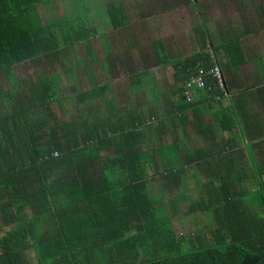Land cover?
Wrapping results in <instances>:
<instances>
[{
  "label": "trees",
  "instance_id": "obj_1",
  "mask_svg": "<svg viewBox=\"0 0 264 264\" xmlns=\"http://www.w3.org/2000/svg\"><path fill=\"white\" fill-rule=\"evenodd\" d=\"M49 1L0 0V264H264V140L241 146L237 105H224L229 96L217 88L199 89L217 102L216 122H204L210 110L193 103L194 93L166 95L183 115L178 123L191 118L197 130L204 122L208 145L187 147L173 134L169 103L166 114L134 109L123 119L111 105L102 111L105 86L65 91L63 71L18 78L20 65L61 61L79 45L92 71L97 29L87 0H71L67 15L43 24L38 6ZM105 12L113 29L128 28L121 0ZM202 20L206 41L182 62L185 80L198 64L215 60L224 75L245 61L235 38L213 47ZM156 50L166 62L162 43ZM166 120L175 142L164 143ZM184 218L196 226L188 238L176 227Z\"/></svg>",
  "mask_w": 264,
  "mask_h": 264
},
{
  "label": "crops",
  "instance_id": "obj_2",
  "mask_svg": "<svg viewBox=\"0 0 264 264\" xmlns=\"http://www.w3.org/2000/svg\"><path fill=\"white\" fill-rule=\"evenodd\" d=\"M224 2L229 3V6L225 5L228 16L223 17V20H225L223 24H221V10L215 13V20L213 21L207 20L206 16L204 18L206 29L211 35L209 39L213 47L218 48L227 37H232L239 41L244 52L245 61L239 69L229 70L223 75L230 92L229 99L223 100V104L228 105L230 103L234 107L235 103L239 109L243 123L236 124L234 133L242 146L244 143L248 145L250 142L254 143L264 140V0H224ZM107 3L100 7L96 13L103 21L104 26L109 28H105L103 31L96 30L97 34L93 38L94 49L96 50L97 47H100L103 52V73L99 68L98 55L95 53L96 61L92 64L98 63V65L95 69L91 67L92 71L88 70L86 73L87 87L89 82L97 83L98 86H105L104 96L107 97L106 101L109 105H100L102 106V111H107V108L111 105L110 111L118 118L124 119L127 117L128 107L126 102L117 104L114 101L109 85H119L124 81H127V83L122 90L118 87L117 95L125 93L126 97L121 95V100L129 99L127 104H132L131 110L135 109L140 114L142 112L150 114L154 111L156 116L159 113L166 114L164 106L169 103L168 111L173 108L171 101L175 98L172 95L174 92L181 90L184 84L186 74L182 73L185 66L182 62L198 53L200 51V43L206 41L203 38V30L201 31L202 25L199 23L198 26L190 29L194 34L193 39L188 40L189 43H186L187 40L183 35L181 41H176L174 39L175 32H173L168 37L167 43L161 37H158L152 39L148 44H144L140 40L142 37L141 31H133L131 29V22L124 3L129 19L128 28L113 29L107 23L108 15H106L107 19L103 15V8L105 11ZM94 15L93 12L90 13L95 26L96 19ZM199 18L202 20L201 14L198 16ZM135 21L137 25L147 22L140 19H135ZM208 23L210 27L207 26ZM159 42L162 43L168 55L166 62L157 60L156 43ZM103 47L107 48V50L104 51ZM108 48L111 49V54L107 55ZM221 56L222 53L219 51L218 62H221ZM209 64L212 65V63ZM166 95H170V102ZM162 96H164L165 101H168L167 103L159 101ZM206 100H210V102ZM96 103L99 104L98 102ZM193 103L201 107L202 110L209 108L210 112L204 122H210L211 120L213 123L216 122L217 102L209 98V95L203 93V91L194 90ZM100 106L97 105L93 109L100 110ZM184 115L188 118L191 117L190 111H186ZM170 116L175 117L176 127L173 134L178 135V144L181 143L187 147L198 146L200 148L208 145L209 139L199 134V131H203L204 122L199 129L195 130L194 125L198 122H194V120L192 122L191 118L189 119L191 124L188 125V122L184 123L182 121V123H178V118H183L182 114H174L173 111ZM237 118L239 119L238 116ZM163 125L169 129L164 143L175 142L170 137L172 135L170 131V128H172L171 122L166 120ZM208 131H212V129ZM221 135L226 139L227 135L225 133H221ZM244 135H247V138ZM243 140L244 143H242Z\"/></svg>",
  "mask_w": 264,
  "mask_h": 264
},
{
  "label": "rangeland",
  "instance_id": "obj_3",
  "mask_svg": "<svg viewBox=\"0 0 264 264\" xmlns=\"http://www.w3.org/2000/svg\"><path fill=\"white\" fill-rule=\"evenodd\" d=\"M115 0H87L90 13H94L95 28L98 31H103L105 27L103 21L99 18L96 11L105 3ZM127 8V13L131 22V29L133 31L140 30L142 37L140 38L144 44H148L152 39L161 37L165 43L168 42V37L174 34V39L176 41L182 40V35L187 40L186 43H189L188 40L193 39V31H190L194 26L202 24L201 18L198 19V16L204 18L207 17V20H215V13L222 11L221 13V24L225 22L223 17L228 16V13L225 10V7L229 6V3H225L224 0H121ZM71 0H51L47 5L40 4L38 6L39 15L43 24H47L51 18H61L68 14L71 10ZM226 5V6H225ZM218 10H216V9ZM103 15L105 19L107 16L103 8ZM144 16V18H142ZM232 16V15H230ZM235 18L234 16H232ZM151 18V19H150ZM135 19L145 20L147 22H142L141 25H137ZM209 26V23L207 24ZM210 27V26H209ZM95 50V49H94ZM142 50V49H141ZM95 53L98 55L99 68L103 73V52L100 47H97ZM140 55V53H138ZM136 55V54H135ZM61 61L53 60L52 64L43 63L38 65V67L27 64L25 66H19L15 69L16 76L18 78H29L30 76L36 77L38 73L52 75L59 71H63L60 81L62 87L66 90H71V87L74 88H87L86 82V71L85 64L86 56L82 46H75L72 49L68 48L61 52ZM136 57V56H135ZM45 62V61H43ZM98 62V61H97ZM97 64H91V67L94 69L97 67ZM105 72V71H104ZM109 72V71H108ZM102 77V76H101ZM4 88H7V83L2 77ZM127 81L119 85H109L110 91L114 97V101L118 103L129 102V99H122V96L126 97L122 93L117 95L119 91L118 87L122 90ZM69 98L71 105H74V100L70 99L69 93L66 95ZM132 105V104H131ZM130 105V108H131ZM128 108V113L131 109ZM73 113L72 106L68 107L67 114ZM172 200V199H171ZM257 200V199H255ZM173 201V200H172ZM201 222L200 226H206L208 223L205 222L202 218L199 219ZM199 226V228H200ZM210 227V225H208ZM178 233L180 236L188 238L195 231L196 226L191 221L190 218H184L180 223L176 224Z\"/></svg>",
  "mask_w": 264,
  "mask_h": 264
},
{
  "label": "built area",
  "instance_id": "obj_4",
  "mask_svg": "<svg viewBox=\"0 0 264 264\" xmlns=\"http://www.w3.org/2000/svg\"><path fill=\"white\" fill-rule=\"evenodd\" d=\"M210 58L213 60L212 53H210ZM212 87L220 90L224 95V99L229 96L221 67L215 60L208 67L198 64L196 70L184 82L183 95L187 100H191L194 90L211 89Z\"/></svg>",
  "mask_w": 264,
  "mask_h": 264
},
{
  "label": "clouds",
  "instance_id": "obj_5",
  "mask_svg": "<svg viewBox=\"0 0 264 264\" xmlns=\"http://www.w3.org/2000/svg\"><path fill=\"white\" fill-rule=\"evenodd\" d=\"M209 66H211V65H209Z\"/></svg>",
  "mask_w": 264,
  "mask_h": 264
}]
</instances>
